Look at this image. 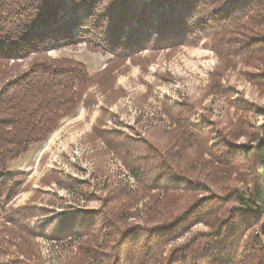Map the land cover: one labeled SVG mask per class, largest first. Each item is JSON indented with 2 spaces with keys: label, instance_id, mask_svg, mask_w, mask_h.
<instances>
[{
  "label": "trees",
  "instance_id": "1",
  "mask_svg": "<svg viewBox=\"0 0 264 264\" xmlns=\"http://www.w3.org/2000/svg\"><path fill=\"white\" fill-rule=\"evenodd\" d=\"M196 12H202L205 20H193ZM256 18L261 20L256 23ZM84 25L89 27L83 32ZM262 25L264 0H0V213L4 212L5 198L18 185L16 176L7 173L9 163L27 153L33 144L44 143L81 103L90 113L99 103L90 90L97 85L106 97L89 139L101 137L110 148L125 155L132 147L140 148V160L131 161L141 165L143 185L147 188L162 186L164 177L189 179L187 170L191 166L183 169L185 163L180 156L191 149L201 159L208 152L211 160L204 162L215 158L233 160L235 148L234 153L244 156L253 153V185L250 190L238 187L232 190L235 202L232 208L221 206L218 194L205 202L190 204L149 227L123 225L116 218L121 198L109 195L104 198L103 208L86 212L80 222L77 215L70 221L67 218L57 230L74 231L80 224L77 229L94 235L97 223L99 228L104 223L111 224L112 234L116 236L113 264H240L242 255L237 247L241 233L258 227L260 236L251 234L248 253L251 264H264V127L253 139L256 141L253 146L249 140L246 145H236L233 141L237 130L239 137L244 133L249 137V122L244 119L230 123L212 136L206 124L197 128L190 122L198 100H188L174 108L165 103V110L176 120V127L161 134L155 132L152 138L135 140L118 130L103 127L109 105L125 93L115 88V69L128 56L134 57L147 46L173 50L183 44L211 47L218 63L211 72V83L203 99L209 93L222 90V77L234 54L249 52L252 45L264 47V37L249 40V31L264 34L260 31ZM77 29L80 32L76 33ZM80 41L95 52L113 53L116 59L91 77L83 62L49 54L51 49L74 47ZM26 59L29 60L27 67L21 69L20 60ZM211 137L216 140L209 146L207 139ZM231 188L227 189L231 191ZM27 208L13 210L11 214L5 212L7 221L21 234L25 233V215L32 213ZM215 208L223 209V216L209 226L211 230L196 233L167 255L162 253L165 244L187 227L213 217L218 209L212 216L207 215ZM73 223L74 227L70 225ZM4 229L12 232L9 226ZM4 242V239L0 241ZM139 245L144 247L143 252H138ZM83 253L86 260L87 245ZM2 254L0 250V259Z\"/></svg>",
  "mask_w": 264,
  "mask_h": 264
},
{
  "label": "rangeland",
  "instance_id": "2",
  "mask_svg": "<svg viewBox=\"0 0 264 264\" xmlns=\"http://www.w3.org/2000/svg\"><path fill=\"white\" fill-rule=\"evenodd\" d=\"M193 16V20H205L202 12H196ZM260 20L256 18L255 22ZM87 27L84 25L82 31H87ZM260 31L264 32V25ZM263 37L262 33L249 31V40H261ZM243 53L234 54L222 77V90L209 93L202 99L211 83V72L218 63V57L211 47L183 44L173 50L171 47L147 46L136 52L134 57L128 56L125 63L115 69V88L123 89L125 93L109 105L105 119L108 124L121 122L124 129L120 132L128 135L133 133L129 124H136L139 116L148 114L150 123L142 119V125H147V137L144 135L138 140L148 139L155 132L161 134L176 127V120L166 112L165 103L174 108L178 106L176 103L198 100L190 119L193 126L200 128L204 123L210 135L215 136L214 133L223 131L230 123L244 119L249 122V137L246 133L239 137L240 131L237 130L234 132L237 138L233 141L236 145H246L249 140L253 146L256 144L254 138L262 133L264 127V47L252 45L249 52ZM49 54L54 58H73L83 62L91 77L104 69L109 61L116 59L113 53L91 50L84 41L74 47L51 49ZM20 61L21 69H26L29 60ZM12 64L10 67L14 71ZM147 87L151 89L150 97L144 100L140 96ZM90 90L99 101L92 108L90 116L88 108L81 105L73 116L61 121L44 143L33 144L27 153L9 163L7 173L16 176L18 185L5 198L4 212L0 213V241L5 240L4 244L0 243V250L3 251L0 264H71L78 258L80 260L76 264H113L116 236L112 234L111 224L104 223L99 228L97 223L94 235L77 229L80 224L74 231L57 230L67 218L70 221L77 215L80 222L86 212L103 208L104 198L109 195L116 194L121 198L116 218L123 225L149 227L190 204L205 202L218 194L221 196V206L232 208L235 206L232 190L236 187L244 190L252 188L255 177L251 162L253 153L244 156L243 153H234L236 148L233 149V160L222 161L214 157L215 160L211 162H204L211 160L208 152L201 159L191 149L180 156L185 163L183 169L186 165L191 166L187 170L190 180H168L164 177L162 186L147 185V188L143 185L141 165L131 161L140 160V148L132 147L125 155L110 148L101 137L96 142L89 140L92 123L101 113L106 97L97 85ZM113 124L111 126L115 129ZM143 130L133 135L138 136ZM213 138L207 139L209 146L216 140ZM47 180L52 182L46 184ZM228 187L233 188L229 191ZM219 188L224 189L221 191ZM25 207L31 208L32 213L25 215V233L21 234L11 221H7L5 212L11 214L13 210ZM218 208L207 216H212ZM222 210L215 211L208 221L194 223L173 237L165 244L162 253L167 255L196 233L211 230L209 226L217 222L216 218L223 216ZM233 214L231 212L230 217ZM70 225L75 226L74 223ZM7 226L12 228V232L4 229ZM253 232L260 236L258 227L247 228L238 240L237 248L242 255L240 264H248V261L251 264L248 244ZM86 245L87 259L84 260ZM144 250V247L138 246V252Z\"/></svg>",
  "mask_w": 264,
  "mask_h": 264
},
{
  "label": "crops",
  "instance_id": "3",
  "mask_svg": "<svg viewBox=\"0 0 264 264\" xmlns=\"http://www.w3.org/2000/svg\"><path fill=\"white\" fill-rule=\"evenodd\" d=\"M168 50V49H167ZM150 92H151V89L150 88H148L147 87V89L145 90V92H142V94H141V96H140V98H142V99H144V100H148L149 99V95H150ZM148 98V99H147ZM176 104H180V103H176ZM175 104V105H176ZM81 105H83L84 106V104L83 103H81L80 104V106ZM79 106V107H80ZM85 107V106H84ZM78 110V109H77ZM75 114V113H74ZM73 114V115H74ZM72 115V116H73ZM89 116H90V113L88 114ZM98 116H99V114L96 116V118H95V120L93 121V123H92V128L94 127V124L96 123V120H97V118H98ZM165 116V115H164ZM68 117H70V116H68ZM67 118V117H66ZM90 118V117H89ZM137 119H139V120H136L135 121V123L137 124H133V125H131V124H129V129L131 130V131H133V133L134 132H136V131H138V130H142V128L144 129L143 130V132L141 133V134H139L138 136H134L133 135V133H131V134H129L128 133V135L127 136H129V137H131L132 138V136H134V138H132V139H135V140H138L141 136H144L145 135V137H147V135H146V133H147V125L146 126H143L142 124V119L144 120V121H147L148 120V123H150V119H149V115L148 114H146V115H144L143 117H138ZM135 120V119H134ZM147 123V124H148ZM113 123H111L110 122V124H108V122H107V120L104 118V123H103V127L104 128H106V129H113L112 128V125ZM122 123L121 122H118V123H114L113 124V127L116 129V130H118V131H120V130H122V129H124L123 127H122ZM176 125V124H175ZM128 127H126V128H128ZM93 131V130H92ZM123 131H125V130H123ZM92 133V132H91ZM52 134V133H51ZM135 134V133H134ZM142 139V138H141ZM90 140V139H89ZM90 141H92V142H96L97 140H90ZM52 181L50 180L49 182H46V184H48V183H51ZM58 215V214H57Z\"/></svg>",
  "mask_w": 264,
  "mask_h": 264
}]
</instances>
